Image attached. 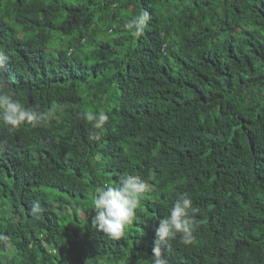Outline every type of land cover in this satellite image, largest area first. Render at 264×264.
<instances>
[{"label": "trees", "instance_id": "16d2710c", "mask_svg": "<svg viewBox=\"0 0 264 264\" xmlns=\"http://www.w3.org/2000/svg\"><path fill=\"white\" fill-rule=\"evenodd\" d=\"M0 74L50 113L0 123V264H152L181 193L195 239L161 243L167 264H264V0H0ZM126 173L152 190L113 239L93 194Z\"/></svg>", "mask_w": 264, "mask_h": 264}, {"label": "clouds", "instance_id": "9594fccd", "mask_svg": "<svg viewBox=\"0 0 264 264\" xmlns=\"http://www.w3.org/2000/svg\"><path fill=\"white\" fill-rule=\"evenodd\" d=\"M149 19V13L145 11L128 20L124 27L132 35L139 37L143 34ZM7 88L8 85L0 74V123L15 129L25 123L38 126L47 121L49 112L26 107L19 100L14 99ZM86 119L94 122V129L100 130L109 120V116L100 111L86 114ZM89 138L100 140L101 135L99 132H94ZM151 190L149 180L127 173L120 178L117 186L98 185L95 187L92 200V209L95 212L92 218L93 227L110 238H120L127 225L136 219L137 209L144 194ZM44 210L37 200L31 205L30 213L38 219ZM194 211L193 200L187 193H181L176 197L169 214L159 219L155 228L158 239L153 248L152 264H167L161 255V243L175 240L178 235L186 245L195 239L194 232L197 226L191 216ZM9 239L10 237L0 234V241L7 242Z\"/></svg>", "mask_w": 264, "mask_h": 264}]
</instances>
